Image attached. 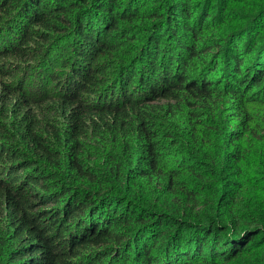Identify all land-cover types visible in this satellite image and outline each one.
I'll return each instance as SVG.
<instances>
[{
    "label": "trees",
    "instance_id": "1",
    "mask_svg": "<svg viewBox=\"0 0 264 264\" xmlns=\"http://www.w3.org/2000/svg\"><path fill=\"white\" fill-rule=\"evenodd\" d=\"M0 264H264V0H0Z\"/></svg>",
    "mask_w": 264,
    "mask_h": 264
},
{
    "label": "rangeland",
    "instance_id": "2",
    "mask_svg": "<svg viewBox=\"0 0 264 264\" xmlns=\"http://www.w3.org/2000/svg\"><path fill=\"white\" fill-rule=\"evenodd\" d=\"M255 149H257V146L254 145V143L250 144L249 151L253 154H255Z\"/></svg>",
    "mask_w": 264,
    "mask_h": 264
}]
</instances>
